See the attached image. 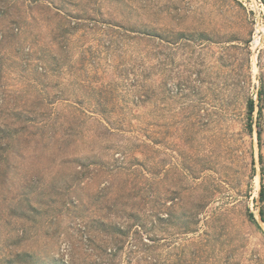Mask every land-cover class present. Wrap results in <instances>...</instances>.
<instances>
[{"label":"rangeland","instance_id":"1","mask_svg":"<svg viewBox=\"0 0 264 264\" xmlns=\"http://www.w3.org/2000/svg\"><path fill=\"white\" fill-rule=\"evenodd\" d=\"M34 102L55 131L4 129ZM0 114L1 250L264 264V0H0Z\"/></svg>","mask_w":264,"mask_h":264},{"label":"trees","instance_id":"2","mask_svg":"<svg viewBox=\"0 0 264 264\" xmlns=\"http://www.w3.org/2000/svg\"><path fill=\"white\" fill-rule=\"evenodd\" d=\"M35 1H38V0H35ZM70 5L72 6H76V3L74 2H70L69 3ZM65 4H61V5H46V8H48L50 11H52V14L57 17V18H60L61 20H65L67 21V19L69 18H82V17H75L74 15L71 14V12H68L65 8ZM84 19H88V17H83ZM67 24V23H66ZM68 25V24H67ZM63 31L64 32H67V29H65L63 27ZM139 33H140V37H144L146 39H150L152 37V34L149 33V32H146V31H139L137 30ZM140 86V92H141V96H144V97H149L150 95V90L147 86H145V84H139ZM259 94L261 96L262 94V90L259 91ZM140 96V97H141ZM248 118H249V127L251 129L252 127V120H253V111H254V100L253 98H249L248 99ZM39 105L40 103L39 102H34L33 103V107H30V113H37L39 112L40 108H39ZM24 108H21V110H23ZM32 109V110H31ZM262 105L260 106V109H259V122H258V131H257V134H258V138L259 140H261V134H262V129H261V124H260V118L263 117V114H262ZM32 111V112H31ZM39 114V117L36 115V116H31L29 118V116H26V115H23L20 113H17L15 118L21 122L23 124V126H19V124H16L15 122H9L11 117L9 118H3L5 123L1 124L3 125L5 128L4 129H10V131H12L15 135H20V134H23L24 132H26V125L27 124H32V125H37L39 126V130L41 132V134H44L47 130L46 128H51L53 129V131H55V127H56V121L54 118H52L50 121H48L46 118H42V116L44 114L42 113H38ZM1 116V114H0ZM18 126V128H17ZM3 128L0 129V131H3L4 130ZM143 135H145L146 137V140H150L149 139V135L148 133H143ZM11 137L9 136V139ZM5 139L6 136H5ZM0 149H2V153L0 152V166H5L6 165V162L8 160V154H9V149H8V146L7 147H0ZM9 162H7L8 164ZM139 164V163H138ZM140 166L142 167V171L143 172H147L150 171L149 168H146V165L144 164H140ZM264 214V210L261 209V215ZM249 217L251 220H254V217H253V214L250 213L249 214ZM263 219H264V216H263ZM264 221V220H263ZM22 239L19 238L17 239L16 241L12 242V243H8L4 246V248H2L3 250H1L0 252V264H32L30 262V259L32 258V254L30 251H28L26 248H24V246H22Z\"/></svg>","mask_w":264,"mask_h":264}]
</instances>
